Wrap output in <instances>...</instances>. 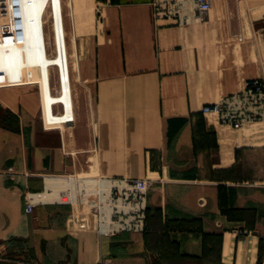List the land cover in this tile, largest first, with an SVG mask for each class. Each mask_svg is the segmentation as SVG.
<instances>
[{
	"label": "crops",
	"instance_id": "1",
	"mask_svg": "<svg viewBox=\"0 0 264 264\" xmlns=\"http://www.w3.org/2000/svg\"><path fill=\"white\" fill-rule=\"evenodd\" d=\"M63 1L70 66L62 0H12L19 31L0 46V73L37 69L41 88H0V264H264V122L200 113L264 81V0H211L184 26L152 0ZM114 178L152 180L141 233L103 237L60 199ZM27 193L43 195L31 213Z\"/></svg>",
	"mask_w": 264,
	"mask_h": 264
},
{
	"label": "built area",
	"instance_id": "2",
	"mask_svg": "<svg viewBox=\"0 0 264 264\" xmlns=\"http://www.w3.org/2000/svg\"><path fill=\"white\" fill-rule=\"evenodd\" d=\"M0 0V9L7 8V2ZM154 19L158 22L176 23L184 26L204 19L211 9V0H152ZM8 15L13 28H17V16L13 9ZM16 34L0 35V46L8 42H16ZM202 115L217 118L220 125L233 129L264 122V81L255 78L245 82L239 92L222 97L216 102L201 107ZM46 123V121H45ZM46 125H48L46 123ZM105 184V187L101 183ZM152 180L148 178L106 179L97 181L91 191L81 189L78 195L70 192L62 193L63 203H78L88 207L96 218V232L103 237H114L121 233H141L146 222V195ZM77 196V197H76ZM41 193H27L25 196V212L31 213L34 206L41 202ZM238 234H244L238 231ZM100 264H110L103 260Z\"/></svg>",
	"mask_w": 264,
	"mask_h": 264
},
{
	"label": "rangeland",
	"instance_id": "3",
	"mask_svg": "<svg viewBox=\"0 0 264 264\" xmlns=\"http://www.w3.org/2000/svg\"><path fill=\"white\" fill-rule=\"evenodd\" d=\"M63 3V12H64V23L66 24L65 26V39H66V54H67V61H68V66L71 65V44L68 40V33H67V18H68V11L64 6V1L62 0ZM7 8H1L0 9V35L3 34H11V35H15L17 30H15L13 28V25L11 23V26L9 27V24L11 22L12 17H10V15H8V11L9 13L12 12V10L16 7H14L13 5L10 4V2H7ZM43 23L44 25V34H45V41H46V49L48 51V54L53 57L54 56V36H53V28H52V22L50 20V13L49 11H45L44 15H43ZM1 45V44H0ZM16 48L22 52L23 50V45L22 43H18L16 44ZM51 79L52 78H56V70L54 69L53 72L51 73ZM23 83H28L31 87H36L40 90L41 92V88H40V83H39V78H38V71L37 69H28V70H23L22 73V78L19 81H10L5 74L0 73V88H16V87H20ZM57 94H53V95H58L59 94V87L57 85ZM42 108V107H41ZM40 113L43 114V109H40ZM55 114V113H54ZM57 115V114H56ZM44 116V115H43ZM49 126V125H48Z\"/></svg>",
	"mask_w": 264,
	"mask_h": 264
}]
</instances>
